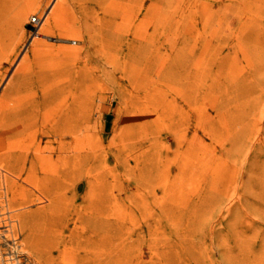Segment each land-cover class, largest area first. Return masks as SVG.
Returning a JSON list of instances; mask_svg holds the SVG:
<instances>
[{"label":"rangeland","instance_id":"1","mask_svg":"<svg viewBox=\"0 0 264 264\" xmlns=\"http://www.w3.org/2000/svg\"><path fill=\"white\" fill-rule=\"evenodd\" d=\"M159 11L153 40L124 38ZM1 15L0 99L45 77L49 106L69 97L103 126L51 199L25 204L0 177V264H264V0H14Z\"/></svg>","mask_w":264,"mask_h":264},{"label":"bare ground","instance_id":"2","mask_svg":"<svg viewBox=\"0 0 264 264\" xmlns=\"http://www.w3.org/2000/svg\"><path fill=\"white\" fill-rule=\"evenodd\" d=\"M7 2H14V0H0V42L2 38L8 37L9 21L2 22L1 19V13L7 9ZM143 9L141 8L139 13ZM152 11V4H150L144 14L149 20L153 17ZM19 13L21 15L18 21L26 12ZM12 14L11 16L17 13ZM140 25L143 26V23ZM164 25L165 16L159 11L157 25L145 29L142 26L122 29L121 32L124 33V38L132 36L141 42L149 43L157 36V32L152 30L153 27L161 30ZM116 28H118L117 33L120 34V27ZM38 35L40 34L37 33ZM39 82L42 84L39 91L27 92L25 95L12 98L11 101L6 98V95L0 99V177L4 183L2 186L4 185L13 193L15 189L22 188V200L25 204L31 201V198H28L30 192L39 194L42 199H51L55 192L68 186L72 171L84 167L91 152L100 147V144L91 142L90 133L94 132L97 135L102 131L103 126L101 120L97 118L92 128L85 105L74 106L67 96L58 106H49L48 103L52 101L57 89L56 82L45 77H42ZM21 84L14 91L21 90ZM38 241L33 243L36 244Z\"/></svg>","mask_w":264,"mask_h":264},{"label":"built area","instance_id":"3","mask_svg":"<svg viewBox=\"0 0 264 264\" xmlns=\"http://www.w3.org/2000/svg\"><path fill=\"white\" fill-rule=\"evenodd\" d=\"M41 23H42V18H40L38 16H34L30 20V25L32 26L33 30H35L37 27H39Z\"/></svg>","mask_w":264,"mask_h":264}]
</instances>
